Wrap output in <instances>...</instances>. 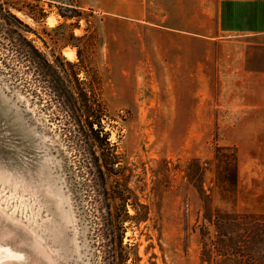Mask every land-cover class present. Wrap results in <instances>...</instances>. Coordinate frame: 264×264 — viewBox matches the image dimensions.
<instances>
[{
	"label": "rangeland",
	"instance_id": "rangeland-1",
	"mask_svg": "<svg viewBox=\"0 0 264 264\" xmlns=\"http://www.w3.org/2000/svg\"><path fill=\"white\" fill-rule=\"evenodd\" d=\"M0 5L78 99L56 101L51 76L0 45V264L100 262L87 137L108 159L117 264H253L240 249L264 238L255 37L220 35L217 0ZM90 121L106 141L77 140Z\"/></svg>",
	"mask_w": 264,
	"mask_h": 264
},
{
	"label": "trees",
	"instance_id": "trees-1",
	"mask_svg": "<svg viewBox=\"0 0 264 264\" xmlns=\"http://www.w3.org/2000/svg\"><path fill=\"white\" fill-rule=\"evenodd\" d=\"M0 20V39L2 40L0 45L10 47L11 44L13 50L18 52L20 58L28 62V71H33L35 76L38 77V75L45 70L44 73L51 76L50 83H54L55 86L59 87L56 92L57 94H55V100L57 99L56 101L60 103L63 102L67 106L75 108L78 99L73 87H71L69 83V77L66 79L61 76L57 66L49 63L45 57L36 50L31 41L27 39L23 33L25 29H22V27L27 28V26L22 23L14 13L8 8H4L2 5H0ZM9 49L13 51L11 47ZM94 124H99V121H90L85 125H82L80 122V128L76 127L80 132L78 133L77 140H81L83 136L87 137V135L90 137L91 133H94V138H100L101 129H97ZM106 138L107 136L105 134L101 136V139H105V141ZM87 140V142L91 144L87 152L88 157L86 153L83 154V152H81L80 154L83 157L81 160L86 169V173L90 175L87 184L83 182V186L85 187L84 196L90 199L91 213L95 217L96 227L94 228L93 245L96 252H100V262L98 264H117L116 248L117 244L121 243V234L117 236V240L113 232L114 223L110 204L108 203L110 199L103 168V166L107 165L106 161L108 159L107 156L98 153L96 150L97 143L94 144L92 138L89 140L87 137ZM103 157L106 160L103 159ZM124 211L127 212L126 209ZM240 251L246 254L253 264H263L264 238L250 236L249 240Z\"/></svg>",
	"mask_w": 264,
	"mask_h": 264
},
{
	"label": "crops",
	"instance_id": "crops-1",
	"mask_svg": "<svg viewBox=\"0 0 264 264\" xmlns=\"http://www.w3.org/2000/svg\"><path fill=\"white\" fill-rule=\"evenodd\" d=\"M216 25L225 37H255L246 60L264 81V0H217Z\"/></svg>",
	"mask_w": 264,
	"mask_h": 264
},
{
	"label": "bare ground",
	"instance_id": "bare-ground-1",
	"mask_svg": "<svg viewBox=\"0 0 264 264\" xmlns=\"http://www.w3.org/2000/svg\"><path fill=\"white\" fill-rule=\"evenodd\" d=\"M68 54V53H67ZM2 258V257H1Z\"/></svg>",
	"mask_w": 264,
	"mask_h": 264
}]
</instances>
